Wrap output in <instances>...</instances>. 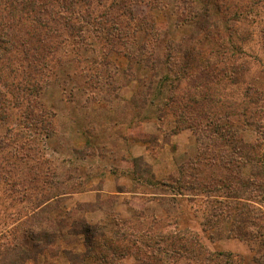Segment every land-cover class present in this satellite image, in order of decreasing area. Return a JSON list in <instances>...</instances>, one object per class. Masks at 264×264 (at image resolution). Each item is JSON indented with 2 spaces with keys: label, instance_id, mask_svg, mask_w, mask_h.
<instances>
[{
  "label": "rangeland",
  "instance_id": "374dc122",
  "mask_svg": "<svg viewBox=\"0 0 264 264\" xmlns=\"http://www.w3.org/2000/svg\"><path fill=\"white\" fill-rule=\"evenodd\" d=\"M83 1L86 2L79 3L81 10H85L87 3ZM98 2L95 0V5ZM104 5L99 9L107 8ZM193 6L201 7L194 0H189V4L184 0H140L133 6L137 18L155 23L152 37L147 38L155 56L163 59L170 44L175 46L176 54L197 43L200 30L190 10ZM221 18L222 15L218 17L219 23ZM146 24L137 27L141 29ZM88 27L85 23L83 32L91 35ZM130 32L133 33L132 29ZM217 33L214 40L218 45L225 44V50L229 51L226 44L229 31L220 29ZM91 40L80 44V53L77 50L70 56L60 53L63 61L58 65L48 61L39 97L30 94V102L37 100L43 110L50 112L48 118L42 120L38 116L40 110L33 108L32 118L15 117L16 125H12L11 131L0 121V264H17L19 239L28 229L33 212L39 213L43 208L47 212L49 207L54 217L72 211L73 220L84 217L90 224L101 223L110 213L133 221L137 217L147 218V227L153 224L155 231L167 235L169 231L190 229L209 251L232 253L235 264H258L257 257L264 261V239L253 236L259 231L258 226H264V202L256 211V217L261 218L256 220L258 226H246L248 238L245 235L240 238L231 229V220H225V214L217 220L212 217L219 213L217 208L223 207L219 201L232 206V199L192 190L172 193L148 184L150 180H169L181 167L189 174L195 172L193 160L199 158V136L208 140L204 131L210 134V128L204 127L205 111L200 108L193 117L198 128L194 125L193 129L180 130L172 116L167 117L166 124L161 123L159 113L173 89L180 101L184 97L187 100L194 94L195 86L200 88L211 81L214 77L211 66L208 70H194L188 80L178 85V90L169 83L153 90L144 86L152 80L149 64L145 63L148 53L137 54L135 37L126 48L103 47L101 42ZM229 62L225 57L214 65L229 68ZM248 66L251 72L245 75L247 83L263 88L264 72H259L260 66L256 61ZM227 79L223 78L221 83L236 101L245 85L243 81ZM5 81L11 83L9 78ZM21 105L25 107L26 100ZM250 132L241 135L252 139ZM139 157L142 160L137 165L142 172L147 170V174L137 178L132 159ZM204 166L200 174L203 179L212 171ZM250 171L248 165L244 174L249 175ZM51 197L54 199L44 204ZM66 247L85 251L84 238L72 237ZM134 249L133 252H139L125 257L123 264H156L157 256L153 258L149 249L139 246ZM33 264L70 263L60 254L55 258L40 256Z\"/></svg>",
  "mask_w": 264,
  "mask_h": 264
},
{
  "label": "trees",
  "instance_id": "16d2710c",
  "mask_svg": "<svg viewBox=\"0 0 264 264\" xmlns=\"http://www.w3.org/2000/svg\"><path fill=\"white\" fill-rule=\"evenodd\" d=\"M94 1H83L86 7L81 10L80 0H0L2 125L8 126V131L13 130L15 117L25 115L32 118L33 108L40 110L38 116L42 120L48 118L50 112L43 110L40 102H30V94L34 96L35 93V97H39L40 82L45 77L46 65H50L48 61L53 65L60 64L63 61L60 53L65 56L76 50L80 53V44L91 43L92 38L101 42L103 47L118 48L121 45L126 48L131 46L130 41L135 37L137 54L148 53L145 63L149 64L152 80L144 86L153 90L168 83L178 90V85L188 80L194 70H208L211 66L214 71L211 81L200 88L195 86L194 94L187 100L184 97L180 101L173 89L159 113L161 123L166 124L167 117L172 116L177 130H180L193 129L194 125L198 128L193 117L200 108L205 111L204 127L210 128V134L204 131L208 140L199 136V158L193 160L195 172L189 174L181 167L169 180H150L148 184L172 193L184 194V191L192 190L207 196L216 193L232 199V206L224 200L219 201L223 207L217 208L219 213L212 214V217L217 220L225 214V220H231V229L240 238L244 235L248 238L245 227L258 226L256 220L261 221V218L256 217V211L264 202V87L247 83L245 75L251 72L248 65L255 64V61L260 66L259 72H264V0H194V4L201 5L190 9L194 14L193 20L199 22L197 43L190 50L176 54L173 53L175 46L170 44L163 59L152 53L151 41L147 40L153 35L155 23L134 15L133 6L140 0H111L109 4L108 0H99L97 5ZM184 2L189 4V0ZM104 3L107 8L100 10ZM85 23L90 26L88 32L91 35L83 32ZM138 24L146 25L139 29ZM220 29L230 33V39H226L229 51L225 50V44L218 45L219 42L214 40ZM127 56L132 59L131 54L127 53ZM225 57L230 59L229 68L214 65L215 61ZM225 77H228V82L243 81L244 91L238 100L226 92L225 85L221 83ZM7 78L11 83L5 81ZM24 100L25 107L21 105ZM20 110L21 114H18ZM48 124L51 128L52 122ZM249 130L252 139L241 135ZM132 160L137 178L147 174V170L142 172L137 165L142 158ZM201 164L212 170L209 175L205 174L204 179L200 174H203L205 166ZM248 165L251 171L245 175ZM52 199L54 197L44 204ZM46 210L33 212L28 229L19 239L17 264H33L39 261L40 256L55 258L60 254L70 264H123L125 257L139 252H133L138 246L149 249L153 258L157 256L156 264H235L232 253L209 251L197 233L190 229L169 231L167 235L155 231L153 224L147 227V218L137 217L133 221L110 213L101 223L90 224L84 217L73 220L72 211L54 217L50 207ZM257 228L259 231L253 236L264 239V226ZM77 236L84 238L85 251L67 249L70 238ZM255 260L264 264L260 257Z\"/></svg>",
  "mask_w": 264,
  "mask_h": 264
}]
</instances>
